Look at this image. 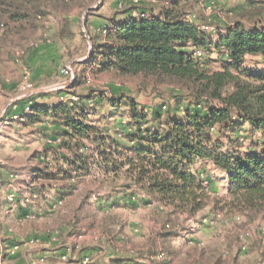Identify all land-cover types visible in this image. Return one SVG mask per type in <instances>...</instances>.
I'll use <instances>...</instances> for the list:
<instances>
[{
    "label": "trees",
    "instance_id": "trees-1",
    "mask_svg": "<svg viewBox=\"0 0 264 264\" xmlns=\"http://www.w3.org/2000/svg\"><path fill=\"white\" fill-rule=\"evenodd\" d=\"M89 1L0 0V41L29 28L38 30L52 10L87 7ZM128 1L110 19V25L97 31L86 22L90 37L87 62L96 74L141 75L152 78L156 85H174L183 93L174 96L177 106L166 111L161 106L151 115L147 107L120 92L77 95L75 88L84 83L85 74L77 75L69 86L76 99L49 105L33 99L19 101L18 112L27 124L50 117L59 129L53 136L56 146L41 154L44 165L33 172L25 192L39 202L64 201L71 186L96 170L115 181L124 177L129 181L124 187L130 193L120 200L106 197L98 208L133 204L139 190L150 201L158 202L166 214L158 241L147 253L153 264H171L187 248V235L193 231L188 228L181 235L182 228L207 204L206 164L226 175L235 206L264 215V62L255 66L249 63V58H264V0H246L232 23L214 26L213 30L191 17L188 10L194 7V0H169L158 10L145 0ZM92 14L94 10L86 19ZM75 36L72 21L63 15L58 41L67 45ZM33 50L28 47L27 55L21 56L26 63ZM105 105L107 111L99 113L98 108ZM117 115L121 117L114 122V132L107 133L98 125L111 122ZM240 130L253 137L260 133L263 138L246 148L238 137ZM60 180L68 185L53 189V182ZM19 195L15 203L25 218L30 207L18 203L24 193ZM15 203L7 200L2 205L9 211ZM85 208L87 205H76L66 215L53 218V226L62 229L59 237L73 234L86 222L90 214ZM5 241L3 237V250H8ZM196 250L197 245L191 247L188 256H194ZM144 257L134 259L124 248H118L109 262L152 264Z\"/></svg>",
    "mask_w": 264,
    "mask_h": 264
},
{
    "label": "rangeland",
    "instance_id": "rangeland-1",
    "mask_svg": "<svg viewBox=\"0 0 264 264\" xmlns=\"http://www.w3.org/2000/svg\"><path fill=\"white\" fill-rule=\"evenodd\" d=\"M145 1L149 7L158 10L168 5L169 0ZM194 1V7L188 10L192 13L191 17L212 30L214 26L226 27L232 23L241 5L246 2ZM128 4V0H90L87 7L76 6L65 12L52 10L39 23L38 30L29 28L0 41V231L4 237L8 236L13 241L15 239L19 245V249L5 257L1 264H81L84 262L80 261L87 257L90 260L86 264H110L113 251L118 248H124L126 254L134 259L140 260L144 255V259L153 264L147 252L158 241L162 216L166 214L164 207L156 201H150L139 190L133 204L121 203L98 208L106 197L120 200L130 190L124 187L129 183L124 177L115 181L96 170L92 176L71 186L59 209L48 211L50 202L33 200L25 190L27 183L32 181L33 172L44 165L41 154L56 146L57 141L53 140V136L59 129L50 117L27 124V120L21 116L13 119L9 115L12 121L8 124L1 122L4 115L19 113L18 102L23 99L52 104L78 97L70 91L69 86L81 74L86 75V80L75 88L77 95L94 91L107 94L120 92L133 98L141 107H147L151 115L159 111L161 106L164 111L175 109L177 101L174 96L183 93L174 85H156L152 78L141 75L123 76L116 72L96 74L87 62L89 55L86 46L90 41L86 37V33L89 35L86 22L89 21L91 30L98 31L110 25V19ZM88 10H94V14L86 19L83 27L84 14ZM63 15L72 21L76 34L75 38L68 40L67 45L57 39ZM28 47H32L34 52L26 63L21 56L27 55ZM262 62L263 57L249 58L252 66L257 63L261 65ZM67 67L72 70L69 74L62 72ZM107 109L105 105L99 107L98 112L104 113ZM183 110L181 107L180 111ZM164 111L162 113L165 114ZM120 117L117 115L110 124L104 122L98 125L107 133L114 132V122L119 121ZM118 127L122 128L120 124ZM245 128H249L247 124ZM238 137L246 143V148L263 138L260 133L253 137L243 130L238 132ZM205 168L207 172L203 176L207 179L209 192L207 204L196 219L182 228L181 235H185L188 228L193 231L187 235V248L171 264H264V215L245 212L235 206L227 190L226 175L212 164H206ZM53 183V189H61L67 184L62 180ZM132 187L135 188L134 185ZM22 192L24 195L18 203L23 207L31 205L30 211L34 214L30 218H22L15 203ZM9 195H13V200L7 198ZM85 195H88L87 202H83ZM2 197L15 203L10 213L7 206L2 205L7 201ZM27 198L31 199L30 202H26ZM81 204L87 205L85 209L90 214L86 222L73 234L59 237L62 229L53 226V218L58 214L66 215L71 207ZM40 209L43 212H39ZM89 222L91 226L87 224ZM180 245L181 242L176 247ZM194 245H197L196 253L189 257L187 252ZM45 251H48L47 254ZM40 258H44V261ZM154 260L158 261L157 258Z\"/></svg>",
    "mask_w": 264,
    "mask_h": 264
},
{
    "label": "built area",
    "instance_id": "built-area-1",
    "mask_svg": "<svg viewBox=\"0 0 264 264\" xmlns=\"http://www.w3.org/2000/svg\"><path fill=\"white\" fill-rule=\"evenodd\" d=\"M135 1H139V0H135ZM198 55H201V52L200 51H198V53H197ZM63 73H65V74H69L70 72H72V70L69 68V67H67V68H64L63 69V71H62ZM73 99H76V97H74ZM31 105H32V103L30 102L27 106H26V108H25V111H30V109H31ZM19 116H20V114L19 113H15L14 115H12L11 114V118H13V119H17V118H19ZM2 117V116H1ZM13 119H10V118H8V117H6V116H3L2 117V120H1V122L4 124H8L10 121H12ZM9 200H13V195H9L8 197H7ZM26 200V202H30V198H27V199H25ZM63 204V200H61V199H57V200H55V201H53V202H50V205H49V209H48V211H55L56 209H58L61 205ZM41 211H39V212H43V210L42 209H40ZM31 212V211H30ZM38 213V212H37ZM34 213H29L28 215H27V217L28 218H30V217H32V215H33ZM56 235V234H55ZM53 239L54 240H56L57 238H56V236H54L53 237ZM19 249V245L18 244H14V245H12L11 246V248H10V250L9 251H7V250H3V237L1 236V234H0V264H1V262L4 260V258L5 257H8V256H10L12 253H14L15 252V250H18ZM39 260H42V261H44V258H40ZM84 261V263L86 264V262L87 261H89L90 260V258L89 257H87V258H85V259H83Z\"/></svg>",
    "mask_w": 264,
    "mask_h": 264
},
{
    "label": "crops",
    "instance_id": "crops-1",
    "mask_svg": "<svg viewBox=\"0 0 264 264\" xmlns=\"http://www.w3.org/2000/svg\"><path fill=\"white\" fill-rule=\"evenodd\" d=\"M46 104H50V103H46ZM4 198V200L6 199V197H2L1 199H3ZM29 207L31 208V206L29 205ZM29 208V209H30ZM31 210V209H30ZM4 237V236H3ZM4 239L6 240L5 242V244H8V245H6L7 247H10V246H12V245H14V244H17V241L14 239V241L13 240H11L8 236L7 237H4ZM11 244V245H10ZM47 252L48 251H45L44 253L45 254H47ZM53 254V253H52ZM87 254V253H86ZM112 256V255H111ZM54 258V257H53ZM80 262H83L82 260L80 261ZM28 264H31V263H28ZM81 264H84V263H81Z\"/></svg>",
    "mask_w": 264,
    "mask_h": 264
},
{
    "label": "water",
    "instance_id": "water-1",
    "mask_svg": "<svg viewBox=\"0 0 264 264\" xmlns=\"http://www.w3.org/2000/svg\"><path fill=\"white\" fill-rule=\"evenodd\" d=\"M100 2H101V1H100ZM93 8H95V7H93ZM88 13H89V10L86 11V13L84 14V19H83V21H82V26H83V27H85V21H86V18H87ZM86 37H87V39L90 41V37H89V35H88L87 33H86Z\"/></svg>",
    "mask_w": 264,
    "mask_h": 264
}]
</instances>
